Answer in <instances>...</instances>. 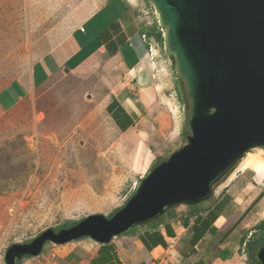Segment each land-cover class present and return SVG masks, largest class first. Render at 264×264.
Segmentation results:
<instances>
[{
	"label": "rangeland",
	"instance_id": "374dc122",
	"mask_svg": "<svg viewBox=\"0 0 264 264\" xmlns=\"http://www.w3.org/2000/svg\"><path fill=\"white\" fill-rule=\"evenodd\" d=\"M103 1L0 0V90L79 27ZM137 1L149 6L146 16L156 20L150 4ZM152 48L156 57L151 60L147 53L135 72L126 74L106 59L90 60L11 109H0V264H5V251L12 244L28 243L47 229L68 228L95 214L110 217L156 163L184 144L185 133L179 138L168 135L174 114L163 96L169 98L166 87L175 76L162 38ZM124 87L151 95L153 105L141 124L121 134L110 124L102 104L112 91ZM235 168L214 188L232 184L236 212L256 195L259 198L226 238L233 243V255L227 262L204 255V260L188 264H252L247 252L250 249L254 255L264 243V232L255 228L264 220V186L249 171L237 172L227 182ZM201 207L202 203L168 211L196 212ZM233 221L227 220L225 227ZM67 244L81 248L96 243L82 238ZM21 264L59 263L34 258Z\"/></svg>",
	"mask_w": 264,
	"mask_h": 264
},
{
	"label": "water",
	"instance_id": "95a60500",
	"mask_svg": "<svg viewBox=\"0 0 264 264\" xmlns=\"http://www.w3.org/2000/svg\"><path fill=\"white\" fill-rule=\"evenodd\" d=\"M183 102L184 144L156 163L110 217L90 215L12 244L5 264L39 256L46 243L108 244L177 206L208 201L251 150L264 151V0H145ZM252 260L264 264V243Z\"/></svg>",
	"mask_w": 264,
	"mask_h": 264
},
{
	"label": "crops",
	"instance_id": "0c3cea01",
	"mask_svg": "<svg viewBox=\"0 0 264 264\" xmlns=\"http://www.w3.org/2000/svg\"><path fill=\"white\" fill-rule=\"evenodd\" d=\"M148 8L137 0H105L96 5L95 12L79 27L37 57L28 69L0 90V109H11L49 82L69 75L90 60L106 59L126 74L135 72L148 50L141 34H146L152 43H161L156 20L146 16ZM124 88L112 91L102 104L110 124L121 134L141 124L153 105L151 95ZM166 88L169 98L163 97L172 105L174 114L168 135L179 138L185 133L183 102L175 80ZM227 186L221 183L213 187L211 198L196 212L166 211L153 221L114 237L108 244L74 248L70 244L49 243L35 258L59 264H188L204 260V255L206 259L212 255L214 262H227L235 248L226 238L259 198L256 195L242 211L236 212V199ZM227 220L235 222L225 227ZM25 259L34 258L24 257L19 264Z\"/></svg>",
	"mask_w": 264,
	"mask_h": 264
},
{
	"label": "bare ground",
	"instance_id": "6f19581e",
	"mask_svg": "<svg viewBox=\"0 0 264 264\" xmlns=\"http://www.w3.org/2000/svg\"><path fill=\"white\" fill-rule=\"evenodd\" d=\"M130 73H131V71H130ZM261 151L262 150H257L253 154H249V153L245 154V156L236 165L235 170L229 175V177L227 179V182H232L233 181V179L231 178V176L235 177L234 176L235 173H237V172L244 173L246 171H249V172H252L259 179L260 185L264 186V157H263V153Z\"/></svg>",
	"mask_w": 264,
	"mask_h": 264
},
{
	"label": "built area",
	"instance_id": "2783aa9c",
	"mask_svg": "<svg viewBox=\"0 0 264 264\" xmlns=\"http://www.w3.org/2000/svg\"><path fill=\"white\" fill-rule=\"evenodd\" d=\"M159 27V26H158ZM79 30L80 31H83V29L82 28H79ZM159 31L161 32V34H162V31H161V29L159 28ZM141 39L144 41V42H146L148 45V51H147V53H149L150 54V58H151V60H153V58H154V56L156 57V55H154V53H153V48H152V42L150 41V38L146 35V34H141Z\"/></svg>",
	"mask_w": 264,
	"mask_h": 264
},
{
	"label": "trees",
	"instance_id": "16d2710c",
	"mask_svg": "<svg viewBox=\"0 0 264 264\" xmlns=\"http://www.w3.org/2000/svg\"><path fill=\"white\" fill-rule=\"evenodd\" d=\"M255 228H256V229H260V230H262V231L264 232V220L260 221V222L255 226ZM262 238L264 239V234H263V237H262ZM241 243H243V241H242ZM247 255H249L250 257H253V256H254V255H253V252H251L250 249H249V251L247 252ZM253 262H254V261H253ZM252 264H256V263L254 262V263H252Z\"/></svg>",
	"mask_w": 264,
	"mask_h": 264
}]
</instances>
